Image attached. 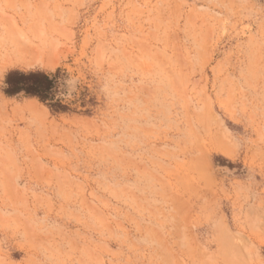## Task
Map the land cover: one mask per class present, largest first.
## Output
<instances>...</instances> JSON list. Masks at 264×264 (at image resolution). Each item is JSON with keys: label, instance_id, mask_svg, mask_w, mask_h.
Masks as SVG:
<instances>
[{"label": "rangeland", "instance_id": "374dc122", "mask_svg": "<svg viewBox=\"0 0 264 264\" xmlns=\"http://www.w3.org/2000/svg\"><path fill=\"white\" fill-rule=\"evenodd\" d=\"M0 264H264V0H0Z\"/></svg>", "mask_w": 264, "mask_h": 264}, {"label": "trees", "instance_id": "16d2710c", "mask_svg": "<svg viewBox=\"0 0 264 264\" xmlns=\"http://www.w3.org/2000/svg\"><path fill=\"white\" fill-rule=\"evenodd\" d=\"M11 77H12V75H8L7 76V83H8V85H11V83H10L11 82L10 81ZM21 77H23L25 79L34 80L35 78L38 77V75L29 74L27 76H21ZM16 91L17 92L18 91H25L26 93H28L30 95H34V96H39L40 97V95H39V87L37 86V84H34V85L31 84L29 86H23L21 88H17Z\"/></svg>", "mask_w": 264, "mask_h": 264}, {"label": "bare ground", "instance_id": "6f19581e", "mask_svg": "<svg viewBox=\"0 0 264 264\" xmlns=\"http://www.w3.org/2000/svg\"><path fill=\"white\" fill-rule=\"evenodd\" d=\"M154 36V35H153ZM175 42V41H174ZM148 47V46H147ZM175 48V47H174ZM143 51V50H142ZM146 52V51H145ZM161 53V52H160ZM160 53H158L159 54V56L161 55ZM162 55H164L163 53H162ZM161 55V56H162ZM158 56V57H159ZM166 57V56H165ZM161 58V57H160ZM163 58V57H162ZM181 58V57H180ZM169 59V58H168ZM170 61V60H169ZM168 63H170V62H168ZM171 64V63H170ZM143 66V65H142ZM171 66H173V63H172V65ZM145 67V66H144ZM180 78V77H179ZM184 82H185V80H184ZM178 82H177V80H176V84H177ZM195 83V82H194ZM181 86H182V83L180 84ZM192 85H193V83H192Z\"/></svg>", "mask_w": 264, "mask_h": 264}]
</instances>
